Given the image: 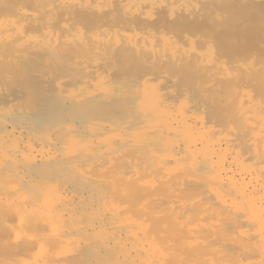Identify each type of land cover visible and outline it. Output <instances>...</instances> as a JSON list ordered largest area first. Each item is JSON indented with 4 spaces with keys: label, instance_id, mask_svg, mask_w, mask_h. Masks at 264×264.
Here are the masks:
<instances>
[{
    "label": "bare ground",
    "instance_id": "6f19581e",
    "mask_svg": "<svg viewBox=\"0 0 264 264\" xmlns=\"http://www.w3.org/2000/svg\"><path fill=\"white\" fill-rule=\"evenodd\" d=\"M1 1L2 0H0V2ZM32 1L37 4L45 2L46 5L43 6L44 9H42V11L45 12L48 16H52L51 14L53 13V4L57 2H60L66 14L69 13L70 15L72 14L71 11L74 7H78L77 9H79V6L98 7V5H102L101 3L108 4L115 1L114 4H117L116 2H118L119 4L115 6L116 8H119L115 9L116 11L118 10L117 12L120 14V16L122 15L120 4H122V6L126 8V10L128 9V16L126 17L129 18L135 16L133 17V19L135 20L134 22L136 23V27L139 28L141 27L140 25H142V23L145 24L146 22V24L148 23L150 25L149 22L153 20L152 14H150L149 11L151 10V3L155 0H152V2H150L149 0H78V2L74 0L73 2H68V0ZM184 1L190 3L192 0H169L168 4L165 5H167L168 7L174 6L175 8V5H182ZM162 2L165 3L164 0ZM196 2L197 1L193 0V5L195 4L196 6L199 1L197 3ZM27 3L29 2H26V4ZM30 3L33 2H31L30 0ZM187 3L184 4L186 5ZM200 3L201 2H199V5ZM25 6L29 8L28 5ZM10 7L12 6H9V8ZM31 7L30 10L33 9ZM162 7L160 10H162ZM196 7L193 9H196ZM9 8L7 7V9ZM159 8L155 9H158L159 11ZM163 8L164 9L162 11L165 10V6ZM80 9L78 12H80ZM179 10L180 8L178 9V11ZM87 11L85 13H88ZM112 11L113 10H110V12ZM183 11L180 14L177 12V15L179 14L180 16L181 14H183L185 16V14L189 13H183ZM65 12H61V14L58 12V14L62 15V13ZM95 12L96 11H94V13ZM156 12L155 14H157ZM77 13L76 15L78 16L79 14ZM91 13H88L89 15H85L91 17ZM94 13V17L102 19V17H105L108 14V11L103 12V15L106 13L107 14L105 16L100 15V18L96 16L98 14L97 12V14L95 13L96 15ZM3 14H1V16ZM165 14V16H167L169 13ZM189 14L186 15V17H189ZM81 15L84 16V13H82ZM4 16L5 17L3 19H0L1 53L2 49L4 48L11 47L10 49H12L13 47L14 49V47H17L18 50L19 48L21 49V47L24 48V46H28L27 48H35L38 50V48L36 47L40 46L39 50L45 49V51H48L49 55L50 53H52L59 57V52H61L62 48L65 49V51H68L66 50L67 48L70 47L69 49H71L72 46L76 45L74 48H72L73 51V49L77 48L78 45L80 46L78 47L79 50L75 49L76 52L78 51L77 53H80V50L83 49V51L86 52L85 54L94 51V53H92L96 55V53L98 52H95V50L93 49L96 48L95 45H98V49H101L100 47L103 46L102 39H100L102 41L101 44H96L98 42L97 40H99L98 38H96L97 40L92 38L95 40L94 44H92L94 47L91 46V43H87V45L90 44V47L89 45L87 46L86 43L82 41L85 40V38H83L84 36L82 35V32H80L81 30H79L77 27L72 26V24H68L69 22L67 23L66 20H62V23L61 20H59L60 22L58 20L57 22H55L58 27V30L61 29V32H67V35H64L63 32L61 34H63L65 37L72 36L73 39V36H82V40L77 37V41L74 39V42H72L71 40L72 43L70 44L69 42V44H67L68 41L64 40L65 38H60L61 35L59 34V31L55 32L57 28H54L56 25L54 22L52 23L51 20H47L45 23L41 21L42 23H44L43 26L36 27L35 25L39 24L40 22L39 19L42 20V18H44L45 20V17H38V14L36 12H28L27 9L25 10L23 8H17L13 14L8 16L4 14ZM62 16L59 17L58 15V19H63V17H65ZM77 16L75 17V19L79 17ZM123 17L121 18L124 22L123 19L125 18ZM150 17L152 20L148 21ZM169 17L170 16H167L168 19ZM69 18L72 19V21L74 20L71 17ZM128 18H126L125 23L123 24H126ZM25 20H29L31 22L30 24L27 23V25L29 26H26V24L23 23L25 22ZM119 20L121 21V19ZM129 20L132 21L130 18ZM42 23H40V25ZM51 23L54 24L52 28H54L55 31L52 30V28L50 27ZM57 23H61V28H59V25ZM153 23L155 24L156 21ZM32 24H34L35 27ZM73 24L76 23L74 22ZM114 24H116L115 26H117L116 22ZM145 26L142 28L146 29L148 27ZM30 27L31 29H28ZM119 27L120 25L118 26V28ZM152 27L155 28V26L151 25V28ZM34 28L36 30L35 33L37 32L36 28H40L38 31L42 30L41 34L38 35L40 40L37 39L38 37L35 38L36 35L34 36V34L32 35L28 33V30H33ZM91 28L93 27L91 26ZM97 28L100 29L101 27L97 26ZM97 28H95V30ZM128 28L129 26H126L127 30L132 29ZM88 30L90 31L91 29L88 28ZM104 30L105 29H103V31ZM127 32H125L124 29L123 31L121 29H112L106 30V33L103 34L106 36H110L108 38L111 40L113 39L111 38V36H114V38L116 39L120 37L126 38V40L124 41L127 43H124V45L128 44V42L130 41L128 45H125L126 47L121 45V47H125V51L123 52L127 53V56H131L132 54H136L140 51L137 56L132 55L131 57L133 59L131 58V60L125 58L124 60H129V63L125 62V65L129 64V66L132 67L130 63H133L132 60L137 59L138 57L141 58V54H144V59H146L145 57L148 56L147 52H150L149 55L152 58L155 57L156 59V57H158L157 63L159 64H156V60L153 59V63L155 60V64L153 67H155L156 65V68L154 69H162L161 71L163 72L165 69H171L172 72L174 69L176 70L179 67L181 68V66H185L184 68L182 67V69H184L185 71L188 69L189 66L191 68H189L188 70L198 69L199 66H197L196 63L198 61L195 59V57L194 61L193 59L191 60L192 55L197 56V53L194 55L195 52H193L196 45L192 46L194 48L191 47L192 50H189L190 47L188 46L189 49H187L189 51L187 50L188 53L184 54L188 56H184L182 53L183 48L182 50H180L179 46L177 45L179 51L181 52H178L176 50L173 51L171 49V52L169 53L170 55L166 54L167 56H165L167 58L170 57L168 58L170 62L169 60H167L168 62L162 65V63L164 62L163 60H161L162 57H160V55L156 56L155 54L159 50L155 49L156 44L161 46V44H158L159 42L162 43L161 40H159V42L155 44V47L153 44L154 39L150 37H142L141 39H138L139 41L142 40L141 43L136 40L137 42H139V44H137L135 39V43H132L131 39L133 37L131 38V36H140L141 34L139 35L138 33H136L139 31H136L133 34H130L131 32ZM86 33L88 35L89 32L86 31ZM99 33L100 32L97 33V36ZM145 33L146 31L144 32V34ZM182 35L183 34L175 36H180V41H187L188 38H185L186 40L181 39ZM89 36H87L88 40ZM95 36L96 34L94 35V37ZM102 38L104 39V37ZM66 39L68 40V38ZM92 39L89 42H92ZM127 39L129 40L127 41ZM167 39H169V37H167ZM177 39L179 40V37ZM111 40H109V45L112 44L110 45V47L112 46L110 52L113 51L112 53H114L115 51L112 49H115V53H117V50L120 48V43H117V41L115 42V40V43H110ZM170 42L171 41H169V43ZM176 42L178 41L176 40ZM187 42L185 43L187 44ZM115 44H118L117 49L113 48V46L115 47ZM121 44H123V38ZM162 44L164 45L165 43ZM160 46L158 48H160ZM170 46L172 47L171 44ZM106 48L108 50V47ZM166 48L168 49L169 47ZM85 49H90L91 51L89 50V52H87V50ZM37 50H33L34 53ZM127 50L129 51L127 52ZM131 50L136 51H134V53H130L132 52ZM163 50L166 51V49ZM160 51L161 49L159 50V52ZM20 52L21 51H19L18 55L23 54ZM28 52L30 53V50L27 52L24 51L25 56L24 54L22 56L26 57L24 58L25 60L27 59L26 53ZM1 53L0 57H2ZM61 53H64V51H62ZM151 53L153 54V56ZM211 53L212 52H210L209 55H211ZM81 54L82 52L80 53V55ZM121 55H123V53ZM181 55L184 56L186 60H182L183 58L181 57ZM150 56L147 57L148 60L152 59L150 58ZM189 56H191L190 59L188 58ZM29 57H31V55L29 56L28 54V58ZM209 57H207V60L211 64L209 65L206 61L205 63H207V65L210 66L212 69L213 64L209 60ZM95 58L96 57L94 56V59ZM140 58H138L137 60H139ZM187 58L190 61H188ZM142 59L143 58H141L140 60ZM205 59L206 57L201 59L203 61L199 59L198 63L200 64V62H202L199 69H203V71H209L210 68L206 66V68H209L206 69L203 65ZM73 60H75L74 57L67 61L69 63V61L74 62ZM76 61L79 62L78 60H75V63ZM182 61H188L190 63H183ZM180 62H182L183 65L179 66V64H182ZM213 62L215 63L214 60ZM0 63H2V61ZM75 63H73V65ZM93 63L94 62L91 63L92 65H88L85 64L84 61L80 62V69L79 67L78 69L82 71L83 77L82 81L77 85L74 90L72 89L73 86L70 87L71 89L65 88L67 83L71 84L72 82H70V79L67 80V78H61V74L59 73L60 80H58L57 78V81L54 82V88L56 91L53 90V94H58H54L56 96L55 98L50 97L52 98L51 100L49 98L48 100L45 98L47 94L49 95L50 93V91L48 90L50 88L44 86V84H46L45 82L41 84L42 86H44L45 89L47 88V90L45 91L48 92L43 91L44 89L42 88L39 89L40 86H36L35 88L34 83L32 84L33 87L28 84L25 85V87L27 85L29 86L31 92L28 91L29 89L26 90L28 91V93L30 92V94L33 93L32 91H34V88L35 91L39 90V93L42 91L44 92V94H47L43 96L41 93L40 95L42 96V99L40 98L41 96L39 97V95L37 98V95L28 94L29 97L26 99V97L24 96L26 100H22L26 101V103L24 104L19 103V101L24 97L20 96L22 97L20 98L16 96V102L14 101L15 99L12 100L13 98H15L14 95H10L9 91L8 93L3 91L4 93L12 96L11 100L13 101V104L10 103L12 101L8 98L7 100H10V102L0 104V218L3 223V225L1 226H3L2 228L4 232H6L7 235H10L13 239L12 248L14 249V254L17 256V259L12 264H264V95H261L263 97L261 98L260 96L258 97L255 93H253L255 94L253 96V94L250 93L251 91H249L250 89L248 90L247 88L249 86H246L247 84L244 85L243 82H246V80L244 79L242 83L244 86H246L247 89H245L244 86H241V82L239 83L241 87H239V85L237 86L236 81L238 79H232V73L230 74L231 79L228 76L227 77L229 79L226 77L228 80L224 78L225 76H220V71L221 73L223 72V69L225 71H229L230 67H224L223 64L222 70L218 71L217 69H212V71L218 72L220 74L219 76L222 77L223 80H227H225L224 83H229L227 85L228 88L226 85L224 86L227 89L225 91L231 92L230 89L235 87V85L237 86L235 88L236 90L233 88L234 91H232V93H229V95H233L231 96L233 101L231 102V99L228 98V103L231 102L230 110L232 111V113L227 114L228 111H225L227 112V115L225 114V116H228L230 120L228 121L226 118V120H221L222 122L228 121V123L224 122L225 124H222L221 122L219 123V121L215 120L216 124L219 123V125H217L220 127H218L216 124L214 125V121L212 122L211 119V122H208L206 120V116L204 117V115H199L195 113V111H193L192 109L190 110L189 107L191 106V104L189 105V107L187 106L185 108L184 106L187 105V102L183 106L185 109H183V107L181 106L178 107L180 110L184 111H180V113L176 110L177 114H173L172 111L175 109H173L175 105H172L169 102L166 92H164V90L162 91L160 87L154 86V79L152 78L153 81H150L151 78L149 79L148 77H146L147 75L144 76L146 72L143 73L142 71L140 73L143 74L141 75L142 77H140L142 79V83L145 81V86L142 89L140 88L143 85L138 84V82H140L137 81L140 80V77L138 76V78H136V83L140 87H137V85L135 84V87H137V93L139 96L142 97V101L144 100V102L150 104L147 105H149L150 107L153 105L154 108L156 107L159 110L160 117L158 116L157 122L164 123L169 120V127L165 129L158 128L155 125L158 124L155 123L156 118L151 117L153 115L144 113L145 115L139 120H137V123L132 122V124L127 127L134 128L136 124H139L143 131H146L144 132L146 134L144 139L142 138L141 140H138L135 143H132L127 140L115 141V139L117 138H113V142L109 140L100 141L99 137L105 132V130L111 127V123L103 118L91 119L86 117L87 115L84 116L86 118H83V114L85 115L87 109L91 108L92 106H96L98 104L96 108H99L101 105H103L100 103H104V101L108 99L110 100L112 99V97H115L116 90L109 89L110 91L108 90V92H106L105 90L108 87H106L105 85L104 87H106V89L102 90L103 92L96 90L97 88L95 87L94 83L96 79L93 78L102 75V77L100 76V81L102 83L103 74L100 73L97 68V65H99V63L96 62V65L94 64V66ZM176 63L178 64V67ZM186 63L188 64L187 68L185 65ZM234 63L231 64L234 66ZM30 65L28 67H30ZM195 65L197 66V68H194ZM237 65L235 64V66ZM129 66H127L128 70H130ZM137 66L141 68V65ZM233 66L232 68L235 67ZM239 66L240 65H238V67ZM63 67L65 68L66 66ZM213 67L215 66L213 65ZM64 68H61V70ZM219 68L221 69V67H218V69ZM242 68L243 67L239 68V70H243L244 72H246V67L244 66L245 69ZM58 70H60V68ZM168 70H166V73ZM234 71L235 70H233V72ZM158 72L160 73V71ZM158 72H156L157 75ZM252 72L253 71L251 70V75ZM255 72L256 71H254L253 73H258ZM261 72H264V68L263 70L259 69V73L263 75ZM30 73L31 72H29V74ZM166 73L162 74L167 76ZM172 73L173 74L170 73L171 75H169V78L175 77L174 72ZM209 73L207 72V74ZM191 74L193 75V73ZM217 74H212L215 80L214 83L217 80L221 81L220 79H222L218 78L219 76ZM228 74L229 73H227V75ZM244 74L245 73L241 74L242 77L247 79L249 76L246 78V75ZM210 75L211 73L207 78H210L209 80H213V78L211 79ZM215 75L218 76H216L218 79H216ZM234 75L236 77V73ZM105 76L106 75H104V77ZM158 76L161 77L160 75ZM237 77L242 78L240 75ZM0 78L3 79V77ZM249 78H252V76ZM126 79L131 81V79L129 78ZM107 80L109 82L110 79ZM107 80H105V83H107ZM156 80L157 78L155 79V81ZM223 80L221 82L222 84H224ZM231 80H233V82H231ZM123 81L125 84H129L126 83L127 80L124 79ZM123 81H121V84H123ZM159 81L160 80H158V82ZM251 81L252 80L248 79L246 83H250ZM115 82L116 84L118 83L117 81ZM133 82L131 81V84H129L127 87H132L134 85ZM160 82L159 85L163 84ZM188 83H190V81ZM216 84H219V82H216ZM72 85H74V83H72ZM200 85H202V83ZM0 86H2V83L0 84ZM112 86L115 87L116 85L112 84ZM112 86L109 87L112 88ZM219 86H221V84H219ZM6 87L7 86L3 87V90L6 89ZM182 87L183 86H181L180 89ZM134 88H130L128 90L130 91L132 89V92H134ZM139 88L141 90H139ZM228 89L230 91H228ZM23 91H25V89ZM182 91L183 92H179H181L182 95L184 94L183 96H185V90L183 89ZM4 93L2 94L4 95ZM39 93L36 92V94ZM25 94H27V92ZM119 94L121 93L119 92ZM3 95L0 94V96ZM50 95H52V92ZM131 95H133V93ZM210 96L211 94L209 95V97ZM18 98H20V100ZM186 98L190 97L186 95ZM190 99H187V101ZM191 100H194V98H192ZM214 100H217V98H215ZM193 102L198 103L196 102V100H194ZM91 104L92 106L87 107L85 111L86 106ZM140 104H143V102ZM95 106L93 107V109H96ZM142 106H144V104ZM153 106L151 107V109H154ZM93 109L89 110L93 112ZM91 112L89 111L88 114H90ZM154 112L155 115H159L155 109L153 113ZM96 117L93 116V118ZM111 122H114V120H111ZM115 123H117V121ZM226 123L227 126L225 127L224 125H226ZM220 124H222L225 128H223ZM112 134H110L111 138ZM108 138H110V136H108ZM95 139H99L96 144L93 142V140ZM76 144H80L83 146L80 148H75ZM163 150H169V153L170 151L172 153H175L173 156L170 155L171 157L166 158L163 157L161 154V151ZM124 152L127 154L129 153V155L124 156ZM131 152H135V155L136 152H147L149 156L145 157V153H140L139 155L141 156L144 154L142 158L145 159L143 160L141 156H139L138 158L141 159V164H138L137 162V164L132 165V163L134 162L133 160H135L137 156H135ZM162 153L164 154V152ZM132 156L134 157V159L132 158ZM124 157L126 158V161H129L127 160L128 158H132V163L130 162V168L129 163L127 164V168H121L120 165L124 166V164L120 162L123 160L124 163L126 162ZM189 157H202L204 160L208 159V165L204 168L205 171H203L202 174L196 173V175H194L192 171H190V173L189 171H187L189 175L191 174L199 178L193 179L194 177L192 176L193 181H191L195 183H191H198V186L194 185L192 191L191 189L188 191L185 190V188H187L185 187V181H187L188 179L183 180L185 178V176L182 177L184 175V171H182L181 169V173L183 175L178 172V174L176 173L177 175H174V172H172L174 168L171 170L168 167L170 166L169 162L171 161L179 162L180 164L181 160H185V158L187 160V158ZM197 160H199V158ZM199 161L197 162V164L199 163ZM189 163L190 162L186 164ZM171 165L173 164L171 163ZM182 165H184V162ZM204 165L205 164L202 165L201 163L200 167ZM173 166H171L170 168H172ZM178 166L180 167V165ZM190 166L192 167V164H189V167ZM196 166L193 167L196 168ZM179 167H176V169ZM200 167L198 165L196 170H198V168L201 169ZM125 168L128 171H126ZM168 169L171 170L170 173L174 175V178L168 176L169 173H166ZM177 177L182 179H176ZM187 183L189 184L190 182ZM192 184H189V186L193 187ZM195 186H197V188H195ZM2 228L0 229L2 230ZM3 234L2 236H4ZM5 238L7 239V236ZM232 251H234V253L235 251L238 252V256H235V262L232 260V257L234 258ZM231 254L232 256H230Z\"/></svg>",
    "mask_w": 264,
    "mask_h": 264
},
{
    "label": "rangeland",
    "instance_id": "374dc122",
    "mask_svg": "<svg viewBox=\"0 0 264 264\" xmlns=\"http://www.w3.org/2000/svg\"><path fill=\"white\" fill-rule=\"evenodd\" d=\"M6 1V2H5ZM9 1H11V2H9ZM73 2V0H68V2ZM74 1H76V2H78V0H74ZM150 2H152V0H149ZM154 1V0H153ZM155 1H157V2H155ZM154 2H152L151 4V10L149 11V13L150 14H152V19L154 20H152L151 19V17H150V19L148 20V21H150V20H152L153 22H155L156 21V23L154 24L152 21H150L149 23H150V25L147 23L146 24V22H145V24L144 23H142V25H140L141 27H136V23L134 22L135 20L133 19V17H135V16H133V17H129L132 21H130L129 20V18L128 17H126V16H128L127 15V10H126V8H124L123 6H122V4H120V8H121V14L124 16H120V14L116 11V9L117 8H119V7H115L116 5H119L118 4V2H116L117 4H114L115 3V1L114 2H111V3H108V4H105V3H101L102 5L100 6V5H98V7H92V6H89V7H86V6H79V9H80V12H78L79 11V9H77L78 7H74L73 9H72V11H71V13L72 14H70L69 15V13L68 14H66V12H65V10H63V6H62V4H60V2L58 3H55V4H53V13L51 14L52 16H48L45 12H43L42 11V9H44L43 8V6H45L46 5V3L45 2H43V3H41V4H37V3H35L34 1H32L31 0V2H33V3H30V0H2L1 2H0V16H1V14H5L6 16H8V15H11V14H13L15 11H16V9L17 8H23V9H27V11L28 12H36L37 14H38V17H45V20H44V18H42V20L41 19H39V24H37V25H39V26H37V25H35L36 27H41V26H43V24L47 21V20H51L52 21V23L54 22H57V20L59 21V20H61V23L63 22V21H67V23L68 24H72V26H74V27H77L79 30H81L80 32H82V35L84 36L83 38H85V40H86V38H87V40H88V37L87 36H89V40L86 42L85 40H82L81 39V37L82 36H73L74 37V39L77 41V37H79L82 41H84L85 43H86V45H87V43H91V46L92 47H94L92 44H94V39H96V38H98L99 40H97L98 42L96 43V44H98V43H102V41L100 40V39H102L103 40V46L102 47H100L101 49H98L97 47H98V45H95V47L97 48H93L94 50H95V52H98V53H96V55L95 54H93L94 53V51H92V52H89V50L90 49H92V48H90V49H85V50H87V52H89V53H87V54H85L86 52H84L83 51V49L82 50H80V53L82 52V54L80 55V53H77L76 52V50H79V48L78 47H80V46H78L77 45V48H75V49H73V51H72V48H74L75 46H72V48L71 49H69V48H67V45H66V50H68V51H65V49H63L62 48V50H61V52L62 51H64V53H61V52H59L60 54H62V55H60L59 54V57L58 56H56V55H54V54H52V53H50V55L48 54V51H45V49L43 50V49H41V50H39V48H40V46L39 47H36V48H38V50L37 49H35V48H27L28 46H24V48H22L21 47V49L19 48L18 50L19 51H21L20 53H23L24 54V56H25V53H24V51H29L30 50V53L28 52V53H26V55H27V59L25 60L24 58H26V57H22L23 56V54H21V55H18L19 54V51L17 50V47H14V49H13V47H12V49H10V48H4V49H2V57H0V62L2 61V63H0V77H3V79L2 78H0V84L2 83V86L3 87H5V86H7L6 87V89H4L3 90V87L2 86H0V94L1 95H3L2 93H4V92H6V93H8V91H9V94L11 95H14L15 96V98H13L12 100H14V101H16L17 100V98H16V96H18V97H20V96H22V97H26V99L29 97L28 96V94L29 95H37V98H38V95H39V97L41 96L40 94L42 93V95L43 96H45L46 94H44V92H40L39 93V90H38V87L40 86V88L39 89H44L43 91H45V90H47V88H50V89H48L49 91H50V93H49V95L47 94V96L45 97L47 100H48V98L51 100L52 98H55L56 96L54 95V94H58V93H54L53 94V90H55V83L54 82H56L57 81V78H58V80H60V76H61V78H67V80H69L70 79V82H72V83H74V85H72V83L70 84H68V87H67V84H66V86H65V88H67V89H71L70 87H72V89L74 90L76 87H77V85L82 81V71L81 70H79L80 69V67H79V64H80V62H83L84 61V63L85 64H88V65H90L92 62H94L93 63V66H94V64L96 65V62L97 63H99V65H97L96 67L98 68V70H99V72L100 73H102L103 74V78H102V83H101V81H100V79H101V77H102V75H100V76H98V77H95V78H93V79H96L95 81H94V83H95V87L97 88H95L96 90H98V91H101V92H103L102 90H105L106 89V87H108L105 91L106 92H108V90L110 89H115L116 90V95H115V97H112V99H110V100H112V101H110L109 99L108 100H106V101H104V103H100V104H103V105H101L99 108H96V106L98 105H94L95 106V108L96 109H93V107L94 106H92V104L91 105H87L86 106V108H85V111H86V109H87V107H91V108H89V109H93L92 111L93 112H95L97 109V111L95 112V113H93V112H91V110H89V109H87V111L89 110L91 113L90 114H88L89 113V111H88V113H87V111L85 112V115L83 114V118H86V117H88V118H91V119H98V118H103V119H106L108 122H110L111 123V127L110 128H108L107 130H105V132L99 137V139H100V141H114V139L113 138H117V139H115V141H120V140H127V141H130V142H132V143H135V142H137L138 140H141L142 138L144 139L145 138V136H146V134L144 133V132H146V131H143V129L140 127V125L139 124H136L135 126H134V128H127L129 125H131L132 124V122H135V123H137V120H139L140 118H142L145 114H149V115H153V116H151V117H153V118H156V120H155V123H158V124H155L158 128H163V129H165V128H168L169 127V125H170V121L169 120H167L166 122H157V118H158V116L160 117V112H159V110L155 107L154 108V106H153V108L157 111V113L159 114V115H155V112L153 113V111H154V109H151V107L149 106L150 104L149 103H147V102H144V100L142 101V97L141 96H139L138 95V93H137V87H140V86H138V84L139 85H143L142 87H140L141 89L145 86V81L142 83L141 81H142V79H141V75L144 73V72H146L145 73V75L144 76H146V77H148L149 79H150V81L152 80V78L154 79V83L155 84H153L154 86H157V87H160L161 89H162V91L164 90V92H166V94H167V98L169 99V102L172 104V105H175L174 107H173V111H172V113L173 114H177V112H182V111H184V110H180L178 107H183L184 105H185V103L187 102V105L186 106H184L185 108L188 106L189 107V105L191 104V106L189 107V109L191 110H193V111H195V113H197V114H199V115H204V117L206 116V120L208 121V122H211V120H212V122L214 123V125L216 124L215 123V120L216 121H219V123L221 122L222 124L224 123V122H227L228 123V121L230 120L229 118H228V116H225V114L227 113V112H225V111H228V113L227 114H231L232 113V111L230 110V107H231V105H230V103L233 101L232 100V97L231 96H233L232 94L231 95H229V93H232V91H234V89L239 85V87H243L245 84H247L246 86H249V87H247L248 88V90L249 91H251L250 93H255L258 97L260 96L261 98H263L264 96V78H263V76H264V72L262 73L263 75H261L260 73H259V69L260 70H263V68H264V0H195V1H199V2H201L200 3V5H199V2L196 4V6H195V4L193 5V3H192V1L191 0H188V1H191L190 3H187V1H184L183 2V4L181 5V4H179L178 6L177 5H175V8H174V6L173 7H168L167 5H165V4H168V1L166 0H164V2L165 3H163L162 1L163 0H155ZM249 1V2H248ZM26 2H29L30 3V5H29V3H27L26 4ZM162 2V3H161ZM202 2H203V4H202ZM257 2V3H256ZM158 3H160V4H158ZM184 3H187L186 5L184 4ZM214 3V4H213ZM10 4V5H9ZM15 4V5H14ZM31 4H32V7H31ZM34 4V5H33ZM58 4V5H57ZM105 4V5H104ZM155 4H157V5H155ZM164 4V5H163ZM188 4H189V7H188ZM260 4V5H259ZM25 5H28L29 6V8L27 7V6H25ZM61 5V6H60ZM111 5V6H110ZM153 5H154V7H153ZM158 5H161V6H158ZM162 5H163V7L165 6V10L164 11H162L164 8L162 7ZM192 7H191V6ZM204 5V6H203ZM251 5V6H250ZM5 6V7H4ZM9 8V6H12V7H10L9 9H7V7ZM14 6V7H13ZM156 6V7H155ZM167 6V7H166ZM183 6V7H182ZM185 6V7H184ZM208 6V7H207ZM210 6V7H209ZM250 6V7H249ZM262 6V7H261ZM2 7H4V8H2ZM26 7V8H25ZM30 7L31 8H33V9H31L30 10ZM40 7V8H39ZM107 7V8H106ZM123 7V8H122ZM160 7V8H159ZM161 7H162V10H160L161 9ZM176 7H179L180 8V10L178 11V9L179 8H176ZM196 7V9H193V8H195ZM12 8V9H11ZM97 8V9H96ZM116 8V9H115ZM155 8H159V11H158V9H155ZM170 8H173V9H170ZM187 8V9H186ZM219 8V9H218ZM123 9V10H122ZM171 11H170V10ZM174 9H176V10H174ZM5 12H4V11ZM77 11V12H75V11ZM85 10V11H84ZM88 10V11H87ZM110 10H113L112 12H110ZM153 10V11H152ZM155 10V11H154ZM167 10H169V11H167ZM184 10V11H183ZM189 10V11H188ZM251 10H253V11H251ZM258 10V11H257ZM2 11V12H1ZM8 11H10V12H8ZM88 12V13H91V12H93L94 13V11H96L95 13L97 14H95L97 17H99L100 15L101 16H105L106 14H104L103 15V12H107L108 11V14L105 16V17H102V19L100 18V19H98V18H96V17H94V15H93V13H91L92 15H90L91 17H88V13H85V12ZM120 11V10H119ZM157 11V12H156ZM167 11V12H166ZM181 11V12H180ZM182 11H183V13H191V14H189V17L187 16L186 17V15H188V14H185V16L183 15V14H181L180 16H179V14L180 13H182ZM249 11V12H248ZM58 12L61 14V12H65V13H62V15L63 14H65V15H63V16H65V17H63L62 15H60V14H58ZM152 12V13H151ZM155 12L157 13V14H155ZM169 13L167 16H170L169 17V19H171V20H169L168 18H167V16H165L166 14L165 13ZM175 13V16H174V13ZM177 12L179 13L178 15H177ZM193 12V13H192ZM259 12V13H258ZM6 13H8V14H6ZM76 13L77 14H79L78 16L76 15ZM82 13H84V16L83 15H81ZM4 14L0 17V19H3L5 16H4ZM85 14H88V15H85ZM110 14V15H109ZM154 14V15H153ZM41 15V16H40ZM58 15H59V17H63V19L61 18H59L58 19ZM72 15V16H71ZM78 17V18H76L75 19V17ZM119 17V19H121V21L118 19V17ZM154 16V17H153ZM177 16V17H176ZM69 17H71V18H73L74 20L72 21V19H70ZM82 17V18H81ZM121 17H123V18H125V19H123L124 20V22L122 21V18ZM178 17H179V19H178ZM181 17V18H180ZM184 17V18H183ZM186 17V18H185ZM65 18V19H64ZM126 18H128V21H126V24H123V23H125V20H126ZM154 18H156V19H154ZM172 18H174V19H172ZM117 19H118V21H117ZM161 19V20H160ZM233 19V20H232ZM56 20V21H55ZM63 20V21H62ZM68 20H70V21H68ZM113 20V21H112ZM160 20V21H159ZM41 21H43L44 23H42ZM84 21V22H83ZM93 21V22H92ZM185 21V22H184ZM60 22V21H59ZM76 23V24H73V23ZM117 23V26H115L116 24H114V23ZM119 22H122V23H119ZM130 22H133V23H130ZM228 22V23H227ZM23 23H25L26 24V26H29V25H27V23L28 24H30L31 22L29 21V20H25V22H23ZM40 23H42L41 25H40ZM51 23V25H50V27L52 28L53 27V25L54 24H52ZM61 23L59 24V23H57L58 25H59V28H61ZM119 23V24H118ZM95 24H97V25H95ZM131 25V27H130V25ZM143 24H144V26L145 27H147L146 29H144V28H142V27H144L143 26ZM33 26H34V24H32ZM31 25V26H32ZM55 25H56V23H55ZM78 25V26H77ZM103 27H102V26ZM108 25V26H107ZM113 27H112V26ZM120 25V27L118 28V26ZM124 25H126L127 27L129 26V28L128 29H130V28H132V29H130V30H127L126 29V26H124ZM139 25V24H138ZM137 25V26H138ZM151 25L152 26H155V28L154 27H152L151 28ZM32 26V27H33ZM34 26V27H35ZM91 26L93 27V28H91ZM97 26L98 27H101L100 29L99 28H97ZM106 26V27H105ZM134 26V27H133ZM112 27V28H111ZM167 27V28H166ZM56 29V31H55V29ZM54 28H52V30H54L55 32H58L59 31V34L61 35V39H63V38H65L64 40H66V41H68V43L67 44H69V42H70V44L72 43V42H74L73 40V38H72V36H64V35H67V32H65V31H62L63 32V34H61L62 32L60 31L61 29H59L58 30V27H57V25L54 27ZM81 28V29H80ZM88 28H90L91 30L89 31L88 30ZM95 28H97L96 30H95ZM111 28V29H110ZM141 28H142V30H141ZM25 29H27V28H25ZM28 29H31V27L30 28H28ZM37 29V32L35 33V28L33 29V30H28V33H30V34H34V36H35V38H37L38 37V35H40L41 34V31L42 30H40V31H38L39 29L38 28H36ZM42 29V28H41ZM87 29V30H86ZM103 29H105L104 31H103ZM112 29H121L122 31H123V29H124V31L125 32H127V33H130V34H133L134 32H136V31H139V32H136V33H138L140 36H131V41H132V43L134 42V39H135V41L137 40V41H139L138 39H141L142 37H150V38H152V39H154V41H153V44H154V47H155V44L157 43V42H159V40H161L162 41V43H165L164 45L161 43V42H159L158 44H161V46L160 45H157L156 44V47H155V49L157 50V49H161V51L159 52V50H158V54L157 53H155L156 54V56L157 55H160V57H162L161 58V60H163L164 62L162 63L161 61V63H162V65L165 63H167L168 61L167 60H169L168 58H170V57H165V56H167L171 51V49L174 51V50H176V51H178V52H181V51H179V49L180 50H182V48H183V50H182V53H183V55L185 54V53H188V51L189 50H192V48H194V47H192V46H195L196 45V47H195V49H194V51L193 52H195L194 53V55L197 53V56L195 55V56H193L192 55V58H191V56H189L188 58L190 59L191 58V60L193 59V61H194V57H195V59L199 62V59L201 60V59H203V58H205L206 57V59L204 60V63H205V61L210 65L211 63H209L208 62V60H207V57H209L208 59L212 62V64L215 66V67H213V65H212V69H214V70H222V66H223V64H224V67H227V68H229L230 70V72L229 71H225L224 69L222 70L223 72L221 73V71H220V74L218 73V72H215V71H212V69H211V67L210 66H208L207 65V63H203V65L205 66V68H206V66L207 67H209V68H206V69H209V71H207L205 68V70L206 71H203V69H199V67L201 66V63L202 62H200V64L198 63V62H196L197 63V66H199L198 67V69L196 70V69H191V70H188L189 68H191L190 66L188 67L187 65V63L185 64L186 65V68L188 67V69L185 71L184 69H182V67L183 66H181V65H183V63L184 62H188V61H190L188 58V61H182V62H180V63H182V64H179V66H181V68L179 67V68H177L175 71L173 70L172 72H174V78H175V80H174V78L173 77H171L172 78V80H171V78H169L170 76L169 75H171V74H173L172 72H171V69L170 70H168V69H165L164 70V72L163 71H161L162 69H160V70H158V69H154V68H156V65H155V67H153L154 66V64H155V60H156V64H159V63H157V58L158 57H156V59H155V57L154 58H152L149 54H150V52H147L148 54V56H150V58H152V59H150V60H148L147 59V57H145L146 59H144V54H141V58H143L142 60H140L141 58L140 57H138V58H140L139 60H137V59H134V60H136V61H134V60H132L133 61V63L132 62H130L131 63V66L132 67H130L129 66V64H127V65H125V62H128L129 60H124L125 58L126 59H130L131 60V56L133 55V56H137L138 55V53H140V51L139 52H137L136 54H129V55H131V56H127V53H125V52H123V51H125V45H128L129 43H130V41L128 42V44H125L124 45V43H127V42H125L124 40H126V38H124V37H120V38H114V36L112 37L111 36V38H113L112 40L111 39H109L108 37H110V36H106V35H103L104 33H106V30H112ZM139 29V30H138ZM143 29H144V31H143ZM159 29V30H158ZM63 30V29H62ZM151 30V31H150ZM25 31H27V30H25ZM30 31H33V32H30ZM86 31H88L89 33H88V35H87V33H86ZM146 31V33L144 34V32ZM38 32H39V34H38ZM98 32H100L99 34H100V36H99V34H98V36H97V33ZM167 32H169V33H167ZM86 33V34H85ZM93 33V34H92ZM161 33V34H160ZM167 33V34H166ZM173 33V34H172ZM77 34H79V33H77ZM96 34V36L94 37V35ZM149 34V35H148ZM171 34V35H170ZM181 35V34H183L181 37V39H183V40H186L187 38L189 39H187V41H185V42H187V44L184 42V41H180V36H175V35ZM62 35H63V37H62ZM93 35V36H92ZM102 35V36H101ZM147 35V36H146ZM162 35V36H161ZM166 35V36H165ZM170 35V36H169ZM187 35V36H186ZM188 35H189V37H188ZM191 35V36H190ZM184 36V37H183ZM195 36V37H194ZM102 37H104V39L102 38ZM139 37V38H138ZM161 37V38H160ZM163 37H164V39H163ZM167 37H169V39H167ZM174 37V38H173ZM179 37V40L177 39ZM192 39H191V38ZM66 38H68V40L66 39ZM72 38V39H71ZM77 38V39H76ZM92 38H94V39H92ZM107 38H108V40H107ZM122 38H123V44H121L122 43ZM159 38V39H158ZM186 38V39H185ZM37 39H39L40 40V38L38 37ZM70 39V40H69ZM92 39V42H89L90 40ZM116 39V40H115ZM119 39V40H118ZM156 39V40H155ZM175 39V40H174ZM195 39V40H194ZM71 40H72V42H71ZM109 40H111V42L110 43H115L116 41H117V43H120L119 44V49H120V52H122L123 53V55H121L122 53H120L119 52V49L117 50L118 52L117 53H115L116 52V50L115 49H112V50H114L115 52V54L114 53H112V52H110L111 51V48H112V46L110 47V45H112V44H110L109 45ZM114 40H115V42H114ZM120 40H121V42H120ZM129 39H127V41H128ZM158 40V41H157ZM176 40L178 41V42H176ZM106 41V42H105ZM107 41H108V43H107ZM136 41V42H137ZM141 41L142 40H140L139 42L141 43ZM169 41H171L170 43H169ZM175 41V42H174ZM192 41V42H191ZM139 42H137V44H139ZM181 42V43H180ZM184 42V43H183ZM190 42V43H189ZM193 42H194V44H193ZM105 43V44H104ZM135 43V42H134ZM189 43V44H188ZM78 44H80V43H78ZM99 44V45H100ZM167 44V45H166ZM170 44L172 45V47L170 46ZM174 44V45H173ZM180 44V45H179ZM182 44V45H181ZM193 44V45H192ZM85 45V44H84ZM89 45V47H90V44H88ZM87 45V46H88ZM108 45V46H107ZM117 45V46H116ZM121 45H123V46H125L124 48L123 47H121ZM179 46V49H178V46ZM186 45H187V47H186ZM38 46V45H37ZM70 46V45H69ZM108 47V50H109V48H110V50L108 51L107 50V48L106 47ZM160 46V48H158ZM188 46L190 47V49L188 48ZM88 47V48H89ZM117 47H118V44H115V47L113 46V48H116L117 49ZM127 47H129V46H127ZM163 47V48H162ZM166 47H169L168 49L166 48ZM176 47V48H175ZM192 47V48H191ZM64 48H65V46H64ZM189 50H188V49ZM31 49H32V51H31ZM103 49V50H102ZM163 49H166V51L165 50H163ZM186 49V50H185ZM6 50V51H5ZM13 50V51H12ZM33 50H37V51H35V53H34V51ZM47 50V49H46ZM70 50V51H69ZM74 50H75V52H74ZM99 50V51H98ZM188 50V51H187ZM1 51V50H0ZM3 51H5V52H3ZM91 51V50H90ZM129 50H127V52H128ZM132 51V50H131ZM134 51H136V50H134ZM134 51H132V52H130V53H134ZM165 51V52H164ZM169 51V52H168ZM8 52V53H7ZM32 52V53H31ZM41 52V53H40ZM43 52V53H42ZM100 52V53H99ZM108 52V53H107ZM168 52V53H167ZM201 52H202V54H201ZM208 52V53H207ZM210 52H212L211 53V55H209L210 54ZM4 53V54H3ZM7 53V54H6ZM119 53V54H118ZM143 53V52H142ZM144 53H146V52H144ZM162 53H163V55H162ZM9 54V55H8ZM28 54H29V56L31 55V57H29L28 58ZM77 54V55H76ZM89 54V55H88ZM99 54V55H98ZM152 54V53H151ZM167 54V55H166ZM205 54V55H204ZM7 57H5V56ZM76 55V56H75ZM78 55H80V56H78ZM83 55V56H82ZM96 57L95 59H94V56ZM170 55V54H169ZM201 55V56H200ZM1 56V55H0ZM5 57V59H4V57ZM23 58H21V57ZM48 56V57H47ZM63 58H62V57ZM91 56V57H90ZM139 56H140V54H139ZM152 56H153V54H152ZM184 56H188V55H184ZM184 56H182L181 55V57L183 58L182 60H184L185 58H184ZM203 56V57H202ZM205 56V57H204ZM68 57H70V58H68ZM72 57H74V59L75 60H78L79 62H77L76 61V63H75V60H73L74 62H72V61H69V63H68V61L67 60H70ZM75 57H77V58H75ZM85 57V58H84ZM128 57V58H127ZM159 57V58H160ZM163 57H165V58H163ZM197 57V58H196ZM199 57H201V58H199ZM1 58H3V59H1ZM51 58V59H50ZM65 58V59H64ZM199 58V59H198ZM217 58V59H216ZM31 59V60H30ZM93 59V60H92ZM133 59V58H132ZM153 59H155L154 60V63H153ZM181 59V58H180ZM7 60H8V62H7ZM52 60V61H51ZM91 61V63H90V61ZM152 60V61H151ZM186 60V59H185ZM213 60L215 61V63L213 62ZM223 60H224V62H223ZM139 61H141V62H139ZM180 61V60H179ZM201 61H203V60H201ZM216 61H218V62H216ZM222 61V62H221ZM4 62V63H3ZM6 62V63H5ZM18 62V63H17ZM64 62V63H63ZM159 62V61H158ZM169 62H170V60H169ZM176 62H178V61H176ZM225 62H228V63H225ZM234 62H236V63H234ZM237 62H239V63H237ZM66 63V64H65ZM73 63H75L74 65H73ZM129 63V62H128ZM144 63V64H143ZM188 63H190V62H188ZM195 63V64H196ZM217 63V64H216ZM234 63V66H235V64L237 65H240L239 67H238V65L237 66H233L232 64ZM30 65V67H28L29 65ZM67 64H68V66H67ZM216 64V65H215ZM242 64V65H241ZM24 65V66H23ZM27 65V66H26ZM66 66L65 68L63 67V66ZM92 65V64H91ZM124 65H125V67H127V66H129L130 68V70H128V67L127 68H125L124 67ZM137 65H141V68L139 67V66H137ZM176 65H177V67H178V64L176 63ZM231 65V66H230ZM75 66V67H74ZM145 66V67H144ZM151 66V67H150ZM197 66L195 65L194 66V68L196 67L197 68ZM221 67V69L219 68L218 69V67ZM232 66L234 67V68H232ZM244 66L246 67V69L244 68ZM261 66H262V69H261ZM78 67H79V69H78ZM137 67H139V68H137ZM143 67V68H142ZM153 67V68H152ZM185 67V66H184ZM183 67V68H184ZM203 67V66H202ZM241 67H243L244 69H245V71L246 72H244L243 70L241 71V70H239V68H241ZM3 68V69H2ZM22 68H24V69H22ZM30 68V69H29ZM32 68V69H31ZM49 68V69H48ZM60 68V70H58ZM61 68H64V69H62L61 70ZM242 68V69H243ZM125 69V70H124ZM127 69V70H126ZM134 69H135V71H134ZM139 69V70H138ZM150 69H153V70H150ZM163 69H164V67H163ZM180 69V70H179ZM3 70V71H2ZM28 72H27V71ZM78 70V71H77ZM124 70V71H123ZM137 70V71H136ZM144 70H146V71H144ZM154 70H156V71H154ZM160 71V73L158 72V71ZM166 70H168L167 71V73H166ZM233 70H235L234 72H233ZM239 70V71H238ZM249 70V71H248ZM251 70L254 72V71H256L255 73H257V74H254L253 72H252V75H251ZM10 71V72H9ZM22 71V72H21ZM26 71V72H25ZM53 71V72H52ZM75 71V72H74ZM128 71H130V72H128ZM143 71V73L141 74L140 72H142ZM154 71V72H153ZM183 71H184V73L186 74H184L183 73ZM211 71V72H210ZM248 71V72H247ZM16 72V73H15ZM24 72H25V74H24ZM29 72H31L30 74H29ZM55 72H56V75H55ZM80 73V75H79V73ZM133 74H132V73ZM138 72V73H137ZM149 72H150V74H149ZM152 72V73H151ZM156 72H158V75H160L161 77H162V79H161V77H159L157 74H156ZM166 73L167 74V76L166 75H164V74H162V73ZM176 72V73H175ZM180 72V73H179ZM190 74H189V73ZM205 72V73H204ZM207 72L209 73H211V75L212 74H217L218 76L220 75V76H222V77H224V78H226L227 76L228 77H230V79H231V75H232V79H235V80H237L236 81V85H235V87H233L232 89H230L231 90V92H227V91H225V90H227L224 86L226 85H228L229 83H224V81L228 78H226V79H224L223 80V78L222 77H218L217 75H215V77L217 76L218 78H222V79H220L221 81H216L217 83L219 82V84H221V86H219V84H216V82L214 83V77H213V75L211 76L210 75V77H211V79L213 78V80H209L210 78H207V77H209V74H207ZM213 72V73H212ZM215 72V73H214ZM239 72V73H238ZM245 73L244 75H246V78L249 76V77H251L252 76V78H247V79H245V78H243L242 77V75L241 74H243V73ZM13 73V74H12ZM59 73L61 74L60 76H59ZM67 75H66V74ZM137 75H136V74ZM140 73V74H139ZM171 73V74H170ZM191 73H193V75L191 74ZM227 73H229L228 75H227ZM232 73V74H231ZM236 73V77H235V74ZM29 74V75H28ZM63 74V75H62ZM156 74V75H155ZM164 75V76H162V75ZM178 74V75H177ZM184 74V75H183ZM204 74V75H203ZM207 74V75H206ZM231 74V75H230ZM50 75V76H49ZM66 75V76H65ZM104 75H106L105 77H104ZM154 75V76H153ZM191 75V76H190ZM195 75V76H194ZM230 75V76H229ZM241 76L242 78H238L237 76ZM243 75V76H244ZM27 76V77H26ZM57 76V77H56ZM125 79V80H127L126 81V83H129V84H131L130 82L132 81H134L133 83H134V85L132 86V87H127L128 85L127 84H125L124 83V79L122 78V77ZM138 76L140 77L139 79L140 80H137L136 78H138ZM153 76V77H152ZM187 76H188V79H187ZM259 76V77H258ZM38 77H40V78H38ZM49 77V78H48ZM100 77V78H99ZM155 77V78H154ZM159 77V78H158ZM189 77H190V79H189ZM216 77V79H218ZM19 78V79H18ZM22 78V79H21ZM34 78V79H33ZM51 78V79H50ZM56 78V79H55ZM126 78H129V79H131V81H129L128 79H126ZM133 78V79H132ZM145 78V77H144ZM144 78H143V80H144ZM157 78V82L155 81V79ZM257 78V79H256ZM30 79V80H29ZM78 79V80H77ZM99 79V80H98ZM103 79H105V80H107V79H110L109 80V82H111V83H109L108 82V80L106 81L107 83H105V80H103ZM147 79V78H146ZM145 79V80H146ZM169 81H168V80ZM185 79V80H184ZM191 79H193V80H191ZM199 79V80H198ZM229 79V78H228ZM227 79V80H228ZM246 80V82L248 81V79H250V80H252L250 83H246V82H243L244 80ZM33 80H35V81H33ZM50 80V81H49ZM112 80H113V82H112ZM136 80L137 81H140V82H138V84L136 83ZM158 80H160V81H162V82H160V83H163V84H160L159 85V82H158ZM209 80V81H208ZM222 80H223V83L224 84H222L221 82H222ZM226 80V81H227ZM241 80V81H240ZM49 83V85H48V83ZM52 81V82H51ZM77 83H76V82ZM79 81V82H78ZM98 81H99V83H98ZM115 81H117L118 83L116 84V82ZM121 81H123L122 83L123 84H121ZM153 81V80H152ZM166 81V82H165ZM185 81H186V83H185ZM190 81V83H188ZM196 81V82H195ZM213 81V82H212ZM46 83V84H44V86L45 87H47L46 89L44 88V86H42V84L43 83ZM69 82V81H68ZM192 82H193V84H192ZM206 82V83H205ZM210 82V83H209ZM230 82V81H229ZM231 82H233V80H231ZM237 82H238V84H237ZM241 82V83H240ZM244 83V85H243V83ZM6 83V84H5ZM34 83V87L36 88V86H38L37 87V90L38 91H35V88H34V91H32L33 93H31L30 94V89H29V86L28 85H31L32 86V84ZM37 83H38V85H37ZM42 83V84H41ZM101 83V84H100ZM103 83H105V84H103ZM109 83V84H108ZM140 83H142V84H140ZM183 83V84H182ZM202 83V85H200ZM241 84V86H240V84ZM26 84H28L26 87H25V85ZM98 84V85H97ZM101 85V87H100V85ZM112 84L113 85H116L115 87H113L112 86ZM118 84H120V85H118ZM135 84L137 85V87H135ZM182 84V85H181ZM185 84V85H184ZM204 84V85H203ZM216 84V85H215ZM249 84V85H248ZM5 85V86H4ZM71 85V86H70ZM104 85L106 86V87H104ZM118 85V86H117ZM165 87H164V86ZM194 85V86H193ZM196 85V86H195ZM199 85V86H198ZM213 85V86H212ZM223 85V86H222ZM12 86H13V88H12ZM112 86V88H110V87ZM120 86V87H119ZM122 86H125V87H122ZM181 86H183L181 89H180V87ZM192 86H193V88H192ZM246 86H244L245 87V89H247L246 88ZM2 87V88H1ZM33 87V86H32ZM53 87V88H52ZM117 87V88H116ZM135 87V88H134ZM164 89H163V88ZM196 87V88H195ZM203 89H202V88ZM211 87V88H210ZM223 87V88H222ZM31 88V87H30ZM126 88H127V90L128 89H130V88H134L135 89V91L134 92H132V89L128 92L127 90H126ZM139 88V90H141ZM210 88V89H209ZM222 88V89H221ZM227 88H228V86H227ZM2 89V90H1ZM25 89V91H23ZM26 89H29L28 91H30L29 93H28V91L26 90ZM100 89V90H99ZM124 89V90H123ZM185 90L184 92H185V96H183L182 95V93L181 92H183L182 90ZM198 89H199V92H198ZM212 89V90H211ZM224 89V90H223ZM238 89V88H237ZM10 90H11V92H10ZM32 90H33V88H32ZM109 90V91H110ZM125 90H126V92H125ZM170 90V91H169ZM205 90V91H204ZM219 90V91H218ZM222 90V91H221ZM229 89H228V91H230ZM236 90V89H235ZM4 91V92H3ZM13 91V92H12ZM22 91V92H21ZM56 91V90H55ZM124 91V92H123ZM179 91H181V92H179ZM200 91H202V92H200ZM214 91V92H213ZM216 91V92H215ZM2 92V93H1ZM17 92V93H16ZM27 92V94H25ZM35 92V93H34ZM36 92L37 93H39V94H36ZM45 92H48V91H45ZM51 92H52V95H50L51 94ZM119 92L121 93V94H119ZM135 92H136V94H135ZM168 92V93H167ZM171 92V93H170ZM173 92V93H172ZM175 92H176V94H175ZM204 92V93H203ZM211 94V96L209 97V93ZM213 92V93H212ZM224 93V96H223V93ZM6 93H4V95L3 96H0V104H3V103H5V102H10V100H11V97L12 96H10V95H8V94H6ZM15 93V94H14ZM21 93H24V94H20ZM129 93H133V95H131V94H129ZM177 93H179V94H177ZM181 93V94H180ZM199 93V94H198ZM201 93V94H200ZM220 93V94H219ZM234 93V92H233ZM6 94V95H5ZM19 94V95H18ZM170 94V95H169ZM175 94V95H174ZM214 94V95H213ZM228 94V95H227ZM255 94H253V96L255 95ZM54 95V96H53ZM126 95V96H125ZM186 95L188 96V97H190L191 99L192 98H194V100H196V102H198V103H195V102H193L194 100H191L190 98H186ZM196 95H198V96H196ZM199 95H201V96H199ZM206 95V96H205ZM263 97H262V96ZM7 96V97H6ZM8 96H10V97H8ZM202 96H204V97H202ZM217 98V100H214L215 98ZM5 99H4V98ZM22 97H20V98H22ZM25 97L24 98H22L21 100H20V98H18L19 100V103H26V99H25ZM50 97H52V98H50ZM141 97V98H140ZM223 97H225V98H223ZM231 97V98H230ZM7 98L8 99H10L9 101L7 100ZM41 99H42V96L40 97ZM140 98V99H139ZM178 98V99H177ZM204 98H205V100H204ZM213 98V99H212ZM231 99L230 101L231 102H229L228 103V101H229V99ZM23 99H25L24 101H22ZM43 99H44V97H43ZM119 99V100H118ZM139 100V102H138V100ZM187 99H190V100H188L187 101ZM200 99H203V100H200ZM213 103V104H215V105H213L209 100ZM221 99V100H220ZM228 99V100H227ZM11 100V101H12ZM132 100V101H131ZM214 100V101H213ZM224 100V101H223ZM183 101V102H182ZM191 101V102H190ZM17 102V101H16ZM143 102V104H144V106H142L143 104H140V103H142ZM208 102H210V103H208ZM216 102V103H215ZM227 102V103H226ZM10 103H12L13 104V101L12 102H10ZM15 103V102H14ZM146 103V104H145ZM174 103V104H173ZM181 103H184V104H181ZM224 103V104H223ZM147 104H149V105H147ZM194 106H193V105ZM197 104V105H196ZM203 106H201V105ZM117 105V106H116ZM125 107H124V106ZM147 105V106H146ZM211 105V106H210ZM221 105V106H220ZM228 105V106H227ZM108 106V107H107ZM142 106V107H141ZM193 106V107H192ZM200 106V107H199ZM218 106H220V107H218ZM183 107V109H185ZM222 107V108H221ZM228 107V108H227ZM137 109V110H136ZM182 109V108H181ZM136 110V111H135ZM176 110H177V112H176ZM205 110V111H204ZM102 111H104V112H102ZM220 111V112H219ZM180 112V113H181ZM225 112V113H224ZM87 113V114H86ZM92 113H93V115H92ZM99 113V114H98ZM110 113V114H109ZM113 113V114H112ZM116 113V114H115ZM143 113V114H142ZM145 113V114H144ZM171 113V114H172ZM226 114V115H227ZM87 115V116H86ZM92 115V116H91ZM107 115V116H106ZM110 115V116H109ZM112 115V116H111ZM84 116H86V117H84ZM93 116L94 117H96V118H93ZM215 116V117H214ZM135 117V118H134ZM224 117V118H223ZM110 118V119H109ZM113 118V119H112ZM222 118V119H221ZM227 119L228 121H221V120H223V119ZM109 119V120H108ZM116 119V120H115ZM211 119V120H210ZM225 119V120H226ZM111 120L113 121L114 120V122H111ZM117 121V123H115ZM130 121V122H129ZM219 123H217L218 125H219ZM227 123H226V125H224L225 127L227 126ZM163 124V125H162ZM216 124V125H217ZM222 124H220V125H222ZM225 124V123H224ZM118 125V126H117ZM162 125V126H161ZM217 125V126H218ZM113 126H115V127H113ZM123 126V127H122ZM125 127V128H124ZM218 127H220V126H218ZM222 127H223V125H222ZM225 127H223V128H225ZM112 128V129H111ZM114 128V129H113ZM124 130V131H123ZM107 131V132H106ZM122 133H121V132ZM134 131V132H133ZM113 133V134H112ZM118 133H119V135H118ZM128 133H130V134H128ZM144 133V134H143ZM110 134H112V138H111V135ZM134 134H136V135H134ZM113 135H116V136H113ZM144 135V136H143ZM107 136V137H106ZM108 136H110V138H108ZM118 136H120V137H118ZM124 136V137H123ZM142 136V137H141ZM105 137V138H104ZM141 137V138H140ZM138 138V139H137ZM99 139H95V140H93V142L96 144V142L97 141H99ZM91 143V142H90ZM83 145H80V144H76V146H75V148H80V147H82ZM129 150V149H128ZM127 152V151H126ZM129 152V151H128ZM162 152H164V154L162 153ZM125 153V152H124ZM130 153V152H129ZM129 153L127 154V153H125L124 154V156H126V155H129ZM132 154H134L135 155V152H131ZM141 154L142 153H145V152H140ZM139 152H136V155L135 156H137L136 158H135V160H133L134 162L132 163V158L134 159V157L132 156V158H128L127 160H129V161H126V158H125V163H124V160L123 161H121L120 163H123L124 164V166L123 165H120L121 166V168L123 169L124 167H126L127 168V164L129 163L130 164V162L132 163V165L133 164H137V162H138V164H141V159H139L138 157L139 156H141V155H139L140 154ZM166 153H167V155H166ZM174 153L175 152H171L170 151V153H169V150H163V151H161V154H162V156L163 157H171L170 155H174ZM131 154V155H132ZM130 155V156H131ZM144 155V154H143ZM142 155V156H143ZM129 156V157H130ZM142 156H141V158H142ZM145 157H148L149 155H148V153L146 152L145 153V155H144ZM193 158V159H192ZM199 158V160H197V159ZM131 159V160H130ZM139 159V160H138ZM143 160L145 159V158H142ZM189 159H191V160H189ZM202 157H189V158H187V160H186V158H185V160H181V163L179 164V162H174V161H171V162H169V165L170 166H168L169 167V169H173L174 168V170H176V171H174V170H172V172H174L173 174L174 175H177L178 173H181V169H182V171H184L183 172V176L182 177H184L185 176V178L183 179V180H185V179H188L187 181H185V187H189L188 189L187 188H185V190H190L191 189V191L193 190V188H194V185H197L198 186V183H196V184H192V183H195V182H192L193 181V179H199L197 176H194V175H196V173L197 174H202L203 173V171H205L204 170V168L208 165L207 164V161H208V159H203ZM148 160H149V158H148ZM139 161H140V163H139ZM190 162L189 164L191 165L192 164V167L193 166H198L199 165V167H200V164L202 163V165L203 164H205L204 166H202V167H200L201 169H199L198 168V170H196V168H197V166H196V168H194L193 167V169H192V167L190 166L189 167V164H186V163H188V162ZM195 163H194V162ZM199 161V163L197 164V162ZM204 161V162H203ZM183 162H184V165H182L183 164ZM119 163V164H120ZM143 163V162H142ZM171 163L174 165H171ZM118 164V165H119ZM186 164V165H185ZM126 165V166H125ZM178 165H180V167L178 166ZM182 165V166H181ZM119 166V167H120ZM171 166H173L172 168H170ZM184 166V167H183ZM131 167V164H130V166H129V168ZM176 167H179L180 168V172H179V168H177L176 169ZM126 168H125V170H126ZM167 170L166 171V173L168 174V176L169 177H173L174 178V175L173 174H171L170 172H171V170ZM185 169V170H184ZM189 169H191V170H189ZM195 169V170H194ZM203 169V170H202ZM199 170H200V172H199ZM202 170V171H201ZM126 171H128V170H126ZM187 171H189V173H190V171H192L193 173H194V175H189V173H187ZM178 172V173H177ZM191 172V173H192ZM177 173V174H176ZM186 173V174H185ZM180 174V175H181ZM171 175H173V176H171ZM192 176L194 177L193 179H192ZM190 177H191V179H190ZM176 179H182V178H176ZM192 180V181H191ZM187 182H190L189 184H192L193 185V187L192 186H189V184L187 183ZM192 182V183H191ZM186 184H188V185H186ZM197 186H195V188H197ZM190 187H192V188H190ZM199 188V187H198ZM200 190V189H199ZM199 192V191H198ZM0 226L1 225H3V223H2V220H1V218H0ZM3 226H1L0 228H2ZM1 231H3L4 232V230H3V228H2V230L0 229V264H12L13 262H15L16 261V259H17V256L14 254V249L12 248V246H13V239L11 238V236L10 235H7V233L6 232H4V234H3V232H1ZM6 233V234H5ZM2 234L5 236H7V239L4 237V236H2ZM10 244H11V246H10ZM11 247V248H10ZM233 253V256H234V258L232 257V260L235 262L236 261V259H235V256L237 257L238 256V252H236L235 251V253H234V251H232ZM6 253V254H5ZM231 253V252H230ZM9 254V255H8ZM232 254L230 255V256H232ZM235 254H237V255H235ZM9 257V258H8ZM231 258V257H230ZM229 258V259H230ZM231 260V259H230ZM232 262V261H231Z\"/></svg>",
    "mask_w": 264,
    "mask_h": 264
}]
</instances>
